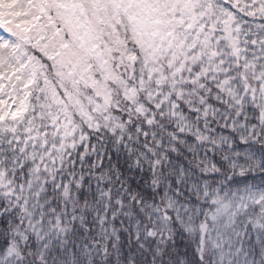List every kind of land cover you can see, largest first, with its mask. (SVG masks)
Here are the masks:
<instances>
[{"label": "snow or ice", "instance_id": "1", "mask_svg": "<svg viewBox=\"0 0 264 264\" xmlns=\"http://www.w3.org/2000/svg\"><path fill=\"white\" fill-rule=\"evenodd\" d=\"M0 264H264V0H0Z\"/></svg>", "mask_w": 264, "mask_h": 264}]
</instances>
